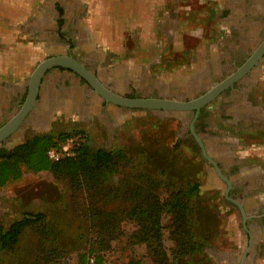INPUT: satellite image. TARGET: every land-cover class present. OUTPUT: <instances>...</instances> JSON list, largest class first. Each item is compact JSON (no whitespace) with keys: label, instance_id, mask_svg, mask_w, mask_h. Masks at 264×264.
Segmentation results:
<instances>
[{"label":"rangeland","instance_id":"1","mask_svg":"<svg viewBox=\"0 0 264 264\" xmlns=\"http://www.w3.org/2000/svg\"><path fill=\"white\" fill-rule=\"evenodd\" d=\"M82 2L87 6L81 15L79 13L77 16L80 26L88 22L100 0H94L92 6H89L86 0ZM168 3L171 7L186 6L183 16L194 18L197 14L198 24L193 23L192 27L203 28L201 33L208 41L202 43L203 49H192L198 45L200 36L188 32L185 34L188 49H158L161 56L156 64L148 66L147 70L140 64H133L131 74H138V79L141 78L143 84L137 93H169L172 98H183L188 94V97L193 98L196 95L194 91L186 93L181 90L186 84L183 77L202 66L197 64L200 59L208 58L211 52L209 42L218 45L217 53H221L235 43L237 35L229 30V26L222 27V33L219 35V22L214 20L216 11L209 7L206 0H171ZM115 28L123 31L122 40L128 41L130 47L125 50L128 57L107 51L105 57L94 64V69L104 80L112 78V70L123 72L122 64L132 59V54L139 51L138 47H133L138 46L141 40L138 29H133L132 25L127 24L117 25ZM71 36L69 31L63 32L62 54L69 50L67 38ZM159 36L161 38L162 34ZM112 37L117 39L113 35ZM79 38L82 40L74 51L82 55L85 48L81 49L80 46L86 43L81 34ZM2 45L0 42V46ZM194 51L196 53H193ZM103 68L109 73L104 74ZM187 72L190 73L186 74ZM219 75L222 76V73ZM177 81H180V91L175 90V87L170 90L172 82ZM213 82L209 81V84L204 86L205 89L210 88ZM159 84H164L163 87L167 89L159 90ZM249 87L251 106L260 118H255L256 121H238L234 127L235 119L224 115L230 110V98L223 93L204 106L209 121L207 137L203 136V127L200 128L202 133L198 132V137L203 142H211H205L204 147L209 156L217 155L212 143L215 141L230 149L243 175H249V182L243 177L244 179L233 187L232 201L225 196L226 186L216 187L211 184L209 164L196 140L189 134V121L182 120L186 114L178 116L160 110L110 106L114 110L111 116L106 115L103 108L99 109L98 116L89 112L88 117V106H85L83 110L62 111L55 115L54 121L46 125L34 123L21 140L37 133L67 132L68 135L60 141L63 143L68 136L81 134L85 135L84 138H87L93 149L122 148L129 154L130 159L124 160L120 171L101 188L77 186L69 177L58 178L50 171L29 170H24L19 179L0 187V222L8 226L26 212L42 211L46 213L48 222L57 228L58 233L56 241L51 238L42 241L39 230L27 228L16 248L0 254V264H77L78 254L91 246H95L104 255V264H127L133 257L139 260L140 264H153L148 254V245L136 241L133 237L135 230L144 222L142 219H131V200L123 194L124 189L135 187L138 183L137 176L145 173L163 182H157L159 188L148 192L151 204L157 203L159 196L161 200L165 199L170 191L178 189L180 184L175 182L177 180H191L200 184L199 194L190 201L193 207L191 228L204 233V247L200 257H208L210 264H264V61L261 69L253 73V85ZM128 88L118 87L123 91L130 90ZM196 92H200V88ZM3 100L8 103L6 95ZM6 116H12V111L6 112ZM30 121L32 120L26 125ZM78 131L79 133H76ZM251 175L253 177L250 178ZM239 177L240 173H234L232 179ZM165 180L173 181L177 185L170 188ZM95 210L109 213L112 220L110 227L115 228L113 235H108L105 227L101 226L104 218L99 219L92 215L91 212ZM167 212L164 211L160 215L162 241L172 262L180 256L176 245V239L180 241V237L173 233V215ZM244 219L247 220L252 237L243 225ZM101 230L104 234L99 235ZM55 248L58 251H53ZM90 263H93L91 258Z\"/></svg>","mask_w":264,"mask_h":264},{"label":"crops","instance_id":"2","mask_svg":"<svg viewBox=\"0 0 264 264\" xmlns=\"http://www.w3.org/2000/svg\"><path fill=\"white\" fill-rule=\"evenodd\" d=\"M169 1L171 0H100V3H97V8L91 13L88 22L80 26L78 25L80 20L77 16L79 13L81 15V12L87 6L82 0H0V42L3 44L0 46V106L7 105V108L10 106L9 103L5 104V101H3L5 95L10 93L16 95L18 92L27 95L29 78L36 65L46 57L62 54L60 52H62V41L64 40L63 32L68 31L65 25L60 27L57 23V18L60 17V14H63L61 12L63 10L62 4L67 6L66 8L68 11L70 10L74 20L73 23L69 21L73 29L71 30L72 33L69 31L72 36L67 38L68 43L72 39L78 38V34L81 32L86 45L83 44L84 46L81 45L80 48L90 49V51H87L88 54L98 61L105 57L107 51L128 57L125 50L130 46L127 44L128 41L122 40L123 31L116 29L117 25L127 24L132 25L133 29H138L141 40L138 42V46L133 47H138L139 51L132 54L133 57H130L132 59L122 64V69L129 74H131L133 64H140L144 66L145 70L148 66L156 64L161 56L158 49H188L185 40V34L188 32H194L200 36L197 42L198 45L192 47V49H203L202 43L208 41L206 36L202 34L203 28L192 27L193 23L198 24L197 19L199 16L197 14L194 18L183 16V9L187 7L184 5L171 7L168 6ZM206 1L209 2L211 9L220 2V0ZM93 2L94 0H86L89 6H92ZM242 3L246 4L245 0H242ZM215 8H218V5ZM215 19L219 22V35L222 33V27L231 26L230 17L219 13ZM62 21L63 19L60 20V25L63 24ZM114 24L115 26H113ZM229 30L231 31V29ZM159 34H162V39ZM112 35L117 39H113ZM73 36L75 37L73 38ZM209 43L208 46L211 52L208 55L217 56L219 46L212 42ZM70 47L69 45L68 49ZM51 51L52 53H49ZM193 53H196V51ZM204 59H200L197 64H203ZM62 69L65 70L62 72ZM144 69L142 71L147 72ZM106 70L103 68V72L107 73ZM48 72L44 76L43 96L49 90V85L55 93L57 83L61 80V78H57L59 76L68 78L72 82L78 81L77 74L67 68H53L50 73ZM189 76L190 74L187 77ZM186 78L183 77V80ZM172 83L173 85H179L180 81ZM72 85L74 87L70 85L66 88L78 90L75 87L76 85ZM75 96L73 98L71 95L67 97L70 98L68 103L72 104L71 101L75 100ZM63 104L61 100L58 101L53 115L45 120L47 124L52 122L56 114L69 110ZM75 110L77 111V109L69 111Z\"/></svg>","mask_w":264,"mask_h":264},{"label":"flooded vegetation","instance_id":"3","mask_svg":"<svg viewBox=\"0 0 264 264\" xmlns=\"http://www.w3.org/2000/svg\"><path fill=\"white\" fill-rule=\"evenodd\" d=\"M245 3H242V0H220L218 4L214 5L213 10L216 11L214 14V17H216L219 13L221 15H225L226 17L231 18V32L235 33L236 41L234 45H229L228 49L224 52L217 53V56L212 57L211 55H208L205 60V62L202 64V66L195 71H193L189 77H185L186 84L184 85L183 89L179 87V85H171L170 90H174L175 87L179 89L178 91L185 90L186 93L193 92L196 93L194 95L195 97L199 96L200 94H203L208 89H205L204 86L209 84V81H214L212 84L214 85L216 82L220 81L221 79L225 78L229 73L232 71H235L240 65H242L246 59L254 52V50L261 44V42L264 40V0H245ZM63 5V6H62ZM63 7V14H60V17L57 18V23L60 27H63L65 25V28H67L68 31L72 33V24L68 23L70 21L71 23L74 22L72 14L70 10L66 8L67 6ZM216 5H218V8H215ZM70 12V14H69ZM242 16V17H241ZM63 19V24L60 25V20ZM67 26V27H66ZM81 31V30H80ZM74 38L71 41H69V45L71 46L69 50L66 52L70 55H73L77 59L81 60L87 67H89L109 88H111L113 91H116L120 94L127 95V96H156V97H169L172 94L164 93V94H145V93H137L136 91L138 88L143 86L141 83V78L138 79V74H129L126 71L121 72L119 70H112L113 75L112 78L109 80H104L99 76V72L94 69V64L98 63V60L95 58H89V52L90 49L85 50L84 54L82 51V55L76 54L74 51V48L78 46L80 41L82 39ZM61 53V52H60ZM264 61V54L262 58L258 61V63L255 64V66L240 80L236 81L231 87L226 89L223 93L227 95V97L230 98L229 105L230 110L226 111L224 113L225 116H228V118H233L235 121H233V126L236 127V124L238 121H245V120H255V118H260L258 115H256V112L254 111L253 107L251 106L252 100H250V85H253V73L258 72L261 69V64ZM65 69H62L63 72ZM51 70H49L48 73H50ZM222 73V76L219 75ZM225 74V77L223 75ZM104 74H106L104 72ZM78 81L72 82L68 78H64L63 76H59L57 78H61L60 82L57 83L56 91L55 93L51 90V85L48 86L49 90H47L46 95H42V90L44 89L43 85L45 83V79L43 78V82L41 84V93L38 96L37 104L33 110L32 116L29 117L24 122V126L17 130L15 133H13L11 136H9L6 140H3L0 142V154L6 150H12L16 146L23 143L26 139L21 140L22 138H25V134L29 131V129L32 127L34 123L37 124H47V121H45L47 118H50L53 115L54 108L56 107V104L59 100H61L64 104L63 106L69 110L77 109V110H83L85 106L87 107L88 114L86 116L89 117V112L98 116L99 109L103 110L106 113V115L111 116L114 113V110L111 107H119L124 108L123 106H119L116 104L111 103L110 101L104 99L99 95L93 87L87 83L83 78H81L78 74ZM110 76V77H111ZM139 80V81H138ZM72 84L76 85L75 87L78 90H75L73 88L72 90L70 88H66L68 86L74 87ZM65 85V87H63ZM211 85V86H213ZM164 86V84H163ZM162 85H158L160 87L159 90L167 89L164 88ZM120 87L121 89L124 87H129L130 90H121L118 89ZM166 87V85H165ZM204 87V88H203ZM248 87V88H247ZM128 88V89H129ZM200 88V92H196ZM141 90V89H140ZM53 94H52V92ZM222 93V94H223ZM75 94H77L75 96ZM221 94V95H222ZM71 95L75 96V100H72L68 103V100L70 98H67ZM175 95V94H174ZM182 99L188 100L191 97L187 96ZM220 95V96H221ZM248 95V97H247ZM53 97V98H52ZM26 98V95L22 92H18L16 95L8 94L6 95V99L10 106L7 108V105H1L0 106V127L4 125L15 113V110L20 108L22 103L24 102ZM67 98V99H66ZM78 98V99H77ZM247 98V99H246ZM249 98V99H248ZM228 99V98H227ZM77 100V101H76ZM5 101V100H3ZM6 102V101H5ZM7 103V102H6ZM5 103V104H6ZM111 106V107H110ZM68 110V111H69ZM12 116L7 117L6 112H11ZM92 111V112H91ZM188 114V115H187ZM187 114L183 117V121L188 120L189 121V134L194 140H196L197 144L199 145L201 152L206 159V162L209 164L208 167V174L210 175L211 184L213 186H226L225 187V196L229 200H233L231 198L232 189L234 186L237 185L238 182H241L243 177H245L248 181L249 175L246 177L243 175L242 169H240L238 162L234 159L233 153L230 151V149L225 148V146H221L219 143H215L213 141V146L215 147V151L217 155L209 156L204 147L205 142L210 143L209 141L203 142L200 137H198V132H200V128L203 129V135L204 137H207V134L209 129H207L209 125V121L207 120V115L205 107H202L199 114L196 116V111H189ZM91 115V114H90ZM32 118V119H31ZM29 120H32L28 123ZM54 121V119L52 120ZM256 121V120H255ZM202 133V132H200ZM33 136V135H32ZM223 151V152H222ZM240 173V177L236 179H232L233 174ZM253 177V175L250 176V178ZM249 182V181H248ZM221 189L223 187H220ZM246 218V216H245ZM247 220L244 219L243 225L245 226L246 230H248V224L246 222ZM249 232V230H248ZM250 237H252L251 232L248 234Z\"/></svg>","mask_w":264,"mask_h":264},{"label":"trees","instance_id":"4","mask_svg":"<svg viewBox=\"0 0 264 264\" xmlns=\"http://www.w3.org/2000/svg\"><path fill=\"white\" fill-rule=\"evenodd\" d=\"M82 134L85 133L82 132ZM67 135V132L37 133L28 137L12 150H4L0 154V187L19 179L24 170H29L34 172L50 171L58 178L69 177L77 186L101 188L107 180L120 171L123 161L130 159L129 154L122 148L93 149L85 138L75 149V155L62 158L59 161L50 160L48 150L57 146ZM173 173L176 174V172ZM145 174L137 176L138 183L134 188L123 190L124 196L131 200L129 212L131 219H142L144 222L135 230L134 239L148 245V254L153 264H210L208 257H200L204 247L202 240L204 233L192 230L190 225L191 219H193V207L190 201L199 194L200 184L191 180L184 182L177 180L175 182L180 184L178 189L170 191L165 199L161 200L159 196L160 202L151 204L148 200V192L151 189L159 188L157 182H163L153 179L148 173ZM182 176L184 177L185 174ZM165 182L170 188L177 185L173 181L165 180ZM164 211L173 215V233L180 237V241L178 238L176 239L180 254L178 260L176 259L177 261L170 262L167 249L163 245L160 215ZM91 213L96 218H104L101 226L105 227L108 235L109 233L113 235L115 228L110 227L109 223L112 220L109 213L101 210H95ZM31 227L40 231L42 241L45 238L56 241L58 238L57 228L48 222L45 212H26L8 226L0 222V254L16 248L25 230ZM98 234H104V232L101 230ZM53 251L58 250L55 248ZM90 258L93 260L92 264H104L105 262L104 255L95 246H91L88 250L78 254L77 264H91ZM127 264H140V262L133 257Z\"/></svg>","mask_w":264,"mask_h":264},{"label":"water","instance_id":"5","mask_svg":"<svg viewBox=\"0 0 264 264\" xmlns=\"http://www.w3.org/2000/svg\"><path fill=\"white\" fill-rule=\"evenodd\" d=\"M264 54V40L254 52L235 71L229 73L225 78L216 82L206 92L188 100L172 97L156 96H127L113 91L109 88L89 67L81 60L70 54H57L46 57L33 69L28 84L26 98L15 114L0 127V142L24 126V122L32 116L37 104L41 84L46 73L53 68H67L74 71L104 99L113 104L139 109H152L176 114L178 116L187 114L189 111H196L199 114L202 107L221 95L236 81L243 78Z\"/></svg>","mask_w":264,"mask_h":264},{"label":"built area","instance_id":"6","mask_svg":"<svg viewBox=\"0 0 264 264\" xmlns=\"http://www.w3.org/2000/svg\"><path fill=\"white\" fill-rule=\"evenodd\" d=\"M85 140L84 136L74 135L68 136L66 142L59 143L57 146L51 147L48 150V157L52 161H59L66 156L75 155V149Z\"/></svg>","mask_w":264,"mask_h":264}]
</instances>
